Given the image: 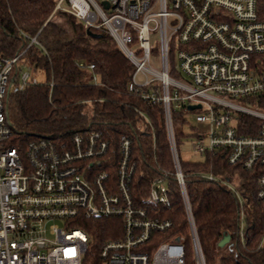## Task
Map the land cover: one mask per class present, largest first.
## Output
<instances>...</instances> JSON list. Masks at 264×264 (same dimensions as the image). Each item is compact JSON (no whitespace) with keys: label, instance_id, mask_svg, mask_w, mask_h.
Segmentation results:
<instances>
[{"label":"built area","instance_id":"2783aa9c","mask_svg":"<svg viewBox=\"0 0 264 264\" xmlns=\"http://www.w3.org/2000/svg\"><path fill=\"white\" fill-rule=\"evenodd\" d=\"M56 12L73 16L86 30L107 33L132 64L127 90L148 106H161L172 173L152 177L147 197L135 203L130 190L135 163L128 137L119 139L116 150L94 130L68 140L37 138L23 155L9 146L10 94L44 82V73L28 58L31 47L44 52L39 32L33 37L22 34L24 48L13 56L0 55V264H84L92 246L85 222L111 218L120 221L119 236L100 244L98 264H186L183 237L154 236L171 228L160 218V207L170 202L168 175L176 181L193 264H205L171 113L200 106L189 111L203 127L192 134L191 152L201 158L220 151L230 166L256 173V196L264 200V109L257 106L264 94L259 0H58ZM154 52L159 69L150 65ZM241 117L256 120L253 134L239 132ZM111 156L116 157L113 178L107 170ZM201 178L218 181L210 174ZM221 184L238 201L234 236L244 246L248 233L243 198L234 184Z\"/></svg>","mask_w":264,"mask_h":264},{"label":"trees","instance_id":"16d2710c","mask_svg":"<svg viewBox=\"0 0 264 264\" xmlns=\"http://www.w3.org/2000/svg\"><path fill=\"white\" fill-rule=\"evenodd\" d=\"M57 1L0 0V55L13 56L27 45L22 34L33 37L38 32L37 39L44 50L31 47L28 51L30 62L44 73V82L9 96L12 135L8 144L23 155L27 144L37 138L68 140L76 133L94 130L116 150L119 139L128 137L132 142L131 162L135 163L130 190L133 201L138 203L140 198L147 197L152 177L172 173L162 108L148 106L138 94L127 90L134 67L114 40L96 30L92 32L101 36L89 37L73 16L65 12L53 14ZM259 11L264 17V0H259ZM55 18L62 22H56ZM174 48L172 44L169 53L172 67ZM93 77L97 84H93ZM257 104L264 109V94ZM188 113L184 107L171 113L178 146L192 136L179 131L186 124ZM240 120L242 135L255 132L256 120L249 117ZM111 159V168L107 170L113 178L116 157L111 156ZM180 166L205 264H264V200L256 196L257 174L230 166L220 151L206 153L198 161L181 160ZM209 174L218 181L201 178ZM165 181L170 186V202L160 207V218L169 221L171 228L166 234L154 236L183 237L186 264H193L185 215L175 190L176 181L171 175L166 176ZM222 182L234 184L243 198L248 233L244 246L236 243L234 236L240 212L238 201ZM119 224V219L114 218L85 222L83 227L92 246L84 264H98L100 244L119 236ZM226 236L230 238L229 243L218 247Z\"/></svg>","mask_w":264,"mask_h":264},{"label":"rangeland","instance_id":"374dc122","mask_svg":"<svg viewBox=\"0 0 264 264\" xmlns=\"http://www.w3.org/2000/svg\"><path fill=\"white\" fill-rule=\"evenodd\" d=\"M54 20L56 22H62V20L59 18H55ZM152 47H155V45L153 43H152ZM173 64H174V61H173L172 65ZM150 65L154 69H159V67H160L159 66V58H158V55L156 54V52L151 54ZM138 80H141V78L139 77ZM185 117H186V124L183 127H181L180 129H179V127H177L176 130H178V129H179V131L181 130L184 135H192L196 131V129H199V130L203 129L202 126H199L197 123H195V120H194L195 112H189ZM194 141H195V137H193V136L188 137L187 140H182V144L179 146L182 160H184V161H198L201 159L199 155L192 153L190 150V143H192Z\"/></svg>","mask_w":264,"mask_h":264},{"label":"water","instance_id":"95a60500","mask_svg":"<svg viewBox=\"0 0 264 264\" xmlns=\"http://www.w3.org/2000/svg\"><path fill=\"white\" fill-rule=\"evenodd\" d=\"M86 34L87 36L89 37H92V38H99L101 35H98V34H94L92 31L90 30H86ZM200 106L196 105V106H189L187 107V110L188 111H193V110H196V109H199ZM230 241V238L228 236L224 237L218 244V247L222 248L224 247L226 244H228V242Z\"/></svg>","mask_w":264,"mask_h":264}]
</instances>
